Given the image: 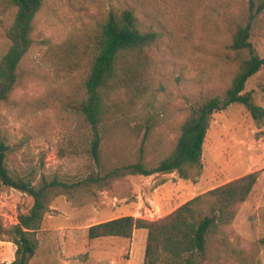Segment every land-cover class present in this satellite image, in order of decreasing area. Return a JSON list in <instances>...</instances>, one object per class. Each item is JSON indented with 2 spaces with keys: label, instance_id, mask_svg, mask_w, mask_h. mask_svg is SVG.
Here are the masks:
<instances>
[{
  "label": "rangeland",
  "instance_id": "obj_1",
  "mask_svg": "<svg viewBox=\"0 0 264 264\" xmlns=\"http://www.w3.org/2000/svg\"><path fill=\"white\" fill-rule=\"evenodd\" d=\"M255 1L251 41L264 57V10L257 12L264 0ZM109 5V0H47L36 20L34 45L21 64L19 83L0 106V143L9 148L6 165L13 176L36 187L44 181L63 184L49 190L31 264H145L147 230H136L131 239L91 240L88 228L124 216L160 220L190 200L252 173H258L257 184L236 219L209 237L207 256L196 257L195 264H264V121L255 120L244 105L234 104L211 117L201 163L186 169L188 178L178 172L105 177L139 160L151 167L169 156L191 106L222 96L231 87L237 69L231 45L238 27L249 22L250 0L132 2L153 15L162 38L150 51L143 79L147 90L134 105L125 94L117 99L126 116L113 120L96 162L90 153L91 134L80 115L87 66L62 68L52 53L88 34ZM13 15L10 12L0 24V60L9 48L5 30ZM246 92L264 108V71L248 81ZM97 174L105 178L90 182ZM33 204L27 194L0 181L5 226L18 224L19 214ZM16 249L0 241V263H10Z\"/></svg>",
  "mask_w": 264,
  "mask_h": 264
},
{
  "label": "trees",
  "instance_id": "obj_2",
  "mask_svg": "<svg viewBox=\"0 0 264 264\" xmlns=\"http://www.w3.org/2000/svg\"><path fill=\"white\" fill-rule=\"evenodd\" d=\"M134 1L140 0H109L106 13L88 34L70 39L52 53L56 61L61 60L62 68L70 67L76 71L87 66L80 115L91 134L90 153L96 162L101 159L104 139L112 132L113 120L119 115L126 116L123 103L117 99L125 94L130 105H134L147 90L143 79L150 66V51L162 38L153 15L142 6L132 5ZM46 2L0 0V24H4L10 12H14L13 20L5 30L9 48L0 60V106L9 101L19 83L21 64L34 45L36 20ZM250 3L249 22L239 26L233 36L231 50L237 69L231 87L222 96L191 106L189 116L181 125L177 145L169 156L151 167L139 160L109 171L105 177L121 172L142 176L178 172L188 178L186 169L201 163L209 121L215 113L242 104L255 120L264 121V108L254 103L252 93L246 92L248 81L264 71V57L257 53L251 41L257 15L253 12L256 1L250 0ZM263 10V5L257 8L258 13ZM8 150L5 143H0V181L27 194L34 204L20 213L19 223L11 227L5 226L0 217V241L11 242L17 247L15 259L0 264H31L39 247L37 234L44 220L49 190L63 184L44 181L42 186L36 187L14 177L6 165ZM104 178L97 174L89 180L99 183ZM257 181L258 173H252L190 200L160 220L124 216L90 226L88 235L91 240L107 237L131 239L136 230L144 229L148 231L145 264H161L163 261L195 264L196 257L207 256L209 237L221 226L234 222L239 206L247 201Z\"/></svg>",
  "mask_w": 264,
  "mask_h": 264
},
{
  "label": "crops",
  "instance_id": "obj_3",
  "mask_svg": "<svg viewBox=\"0 0 264 264\" xmlns=\"http://www.w3.org/2000/svg\"><path fill=\"white\" fill-rule=\"evenodd\" d=\"M14 259H15V258H14ZM14 259H13V260H14ZM13 260H12V261H13ZM12 261H11V262H12Z\"/></svg>",
  "mask_w": 264,
  "mask_h": 264
}]
</instances>
